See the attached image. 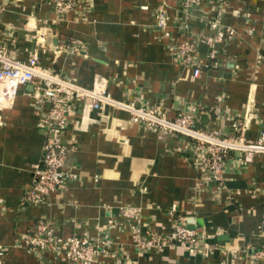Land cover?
Listing matches in <instances>:
<instances>
[{
    "label": "crops",
    "instance_id": "crops-1",
    "mask_svg": "<svg viewBox=\"0 0 264 264\" xmlns=\"http://www.w3.org/2000/svg\"><path fill=\"white\" fill-rule=\"evenodd\" d=\"M81 1L89 6L86 20L75 11L59 19L46 0H0V41L15 58L37 52L43 65L87 87L100 74L119 100L163 108L169 117L186 110L198 126L242 142L264 131V0H205L189 11L177 0ZM161 10L165 28L158 25ZM213 16L234 38L217 46L215 58L201 43L195 77L170 46L209 33ZM70 42L75 52L64 49ZM32 91L26 84L0 102V264H66L26 242L41 217L63 237L112 240L96 264H116L115 248L124 264H264L252 257L264 250V153L247 161L229 150L222 179L205 178L178 138L111 105H78L67 131L77 142L68 160L76 178L53 196L52 207L22 204L45 141ZM123 206L140 209L143 233L171 237L180 221L199 220L194 230L203 242L190 249L171 237L161 248H141L130 227L138 222L121 215Z\"/></svg>",
    "mask_w": 264,
    "mask_h": 264
},
{
    "label": "built area",
    "instance_id": "built-area-1",
    "mask_svg": "<svg viewBox=\"0 0 264 264\" xmlns=\"http://www.w3.org/2000/svg\"><path fill=\"white\" fill-rule=\"evenodd\" d=\"M57 14L59 19H66L68 14L75 11L82 19H87L89 6L81 0H46ZM185 10H197L203 6L205 0H177ZM186 11V12H187ZM2 8H0V14ZM209 33L198 32L193 34L192 40L181 41L171 45L170 50L182 64L193 70L195 77L201 72L200 44L205 43L209 48V56L215 58L219 52L217 46H226L227 41L234 38V31L222 26L221 19L213 16L207 19ZM158 25L166 26L165 15L162 10L159 14ZM187 26V25H186ZM39 38H44L40 33ZM75 42L65 45V50L75 52ZM31 84L32 95L38 107L40 124L44 130L45 141L39 162L33 167L32 184L25 189L22 195V204L41 205L52 207L53 196L66 188L70 179L76 174L69 165V157L77 147L74 137L68 140L67 131L70 124V115L78 110L83 103L89 109L102 110L105 105H111L117 110L126 111L131 120L157 130L160 134L171 135L182 143V152L203 168L205 178L222 179L223 165L229 150L235 149L244 153L247 161H252L254 154L264 153V131L255 140L240 141L227 133L211 131L196 124L195 116L184 110L174 117H169L163 108L137 105L132 101L119 100L108 90V78L96 74L91 86L78 83L61 71L50 68L40 62L37 52L31 54L27 60L11 56L0 41V102L16 97L21 86ZM221 111L220 107H215ZM238 120L232 123L235 129H240ZM3 202L0 200V209ZM175 209V208H174ZM121 215L131 224L135 243L141 248L156 246L161 248L174 237L190 249H199L203 237L195 230L186 226V221L177 223L170 232L160 233L155 230L142 232L140 224V209L134 206H123ZM26 242L35 241L44 251H50L57 260L66 264H96L100 253L112 250L114 242L106 237L92 239L87 236L63 237L58 234L56 225L50 219L41 217L33 230L32 235L25 236ZM116 264L125 261L118 248H115ZM254 259H264V250L252 255Z\"/></svg>",
    "mask_w": 264,
    "mask_h": 264
},
{
    "label": "water",
    "instance_id": "water-1",
    "mask_svg": "<svg viewBox=\"0 0 264 264\" xmlns=\"http://www.w3.org/2000/svg\"><path fill=\"white\" fill-rule=\"evenodd\" d=\"M201 224H200V221H196V223H193L192 220L190 219H187L186 220V226L188 229L190 230H194L196 227H199ZM220 238H225V236H221Z\"/></svg>",
    "mask_w": 264,
    "mask_h": 264
}]
</instances>
